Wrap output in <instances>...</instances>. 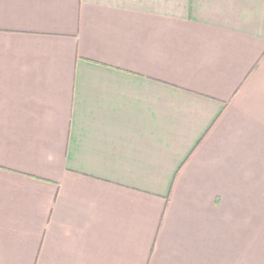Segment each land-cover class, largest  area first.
Returning a JSON list of instances; mask_svg holds the SVG:
<instances>
[{"label":"crops","instance_id":"0c3cea01","mask_svg":"<svg viewBox=\"0 0 264 264\" xmlns=\"http://www.w3.org/2000/svg\"><path fill=\"white\" fill-rule=\"evenodd\" d=\"M263 203L264 0H0V264H264Z\"/></svg>","mask_w":264,"mask_h":264},{"label":"rangeland","instance_id":"374dc122","mask_svg":"<svg viewBox=\"0 0 264 264\" xmlns=\"http://www.w3.org/2000/svg\"><path fill=\"white\" fill-rule=\"evenodd\" d=\"M263 205H264V203H263ZM247 217H248L247 221H248L249 226H254V217L255 216L254 215H248ZM262 223H263V226H264V214L262 215Z\"/></svg>","mask_w":264,"mask_h":264}]
</instances>
